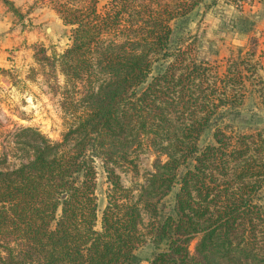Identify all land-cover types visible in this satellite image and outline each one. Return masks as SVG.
<instances>
[{"label":"trees","instance_id":"1","mask_svg":"<svg viewBox=\"0 0 264 264\" xmlns=\"http://www.w3.org/2000/svg\"><path fill=\"white\" fill-rule=\"evenodd\" d=\"M57 8L70 45L40 61L64 80L67 131L56 143L33 128L16 135L28 159L0 171V264H140L147 238L167 247L149 264H264V133L226 123L240 114L244 93L232 88H243L246 61L220 77L172 47L185 5ZM207 131L213 142L200 148ZM144 150L152 171L125 188L118 169L135 172Z\"/></svg>","mask_w":264,"mask_h":264},{"label":"rangeland","instance_id":"2","mask_svg":"<svg viewBox=\"0 0 264 264\" xmlns=\"http://www.w3.org/2000/svg\"><path fill=\"white\" fill-rule=\"evenodd\" d=\"M12 20L7 25L9 39L4 42L6 67L0 68V171L27 162L28 155L16 142V135L33 128L52 142H60L66 133L65 115L57 86L64 80L41 65L44 54L62 55L70 45L71 28L63 24L57 7L83 8L97 5L102 12L111 0H1ZM6 2L10 5V9ZM169 5L191 7L188 14L172 23V47H183L187 57L217 68L222 77L228 61L243 72V88L235 82L233 91L242 90L240 114L228 124L243 134L264 133V0H163ZM44 52V53H43ZM213 142L212 131L199 141L204 148ZM155 155L144 150L134 155L136 171L125 167L118 174L125 188L143 185L152 171ZM134 171V170H133ZM98 222L106 207L108 185L102 169L97 178ZM196 242L191 244L193 251ZM148 238L136 250L140 264H149L160 251Z\"/></svg>","mask_w":264,"mask_h":264},{"label":"crops","instance_id":"3","mask_svg":"<svg viewBox=\"0 0 264 264\" xmlns=\"http://www.w3.org/2000/svg\"><path fill=\"white\" fill-rule=\"evenodd\" d=\"M12 16L7 13L5 4L0 0V68L6 67V54L4 52L5 46L4 42L9 39L8 27L7 25L11 22ZM10 41V39H9Z\"/></svg>","mask_w":264,"mask_h":264}]
</instances>
